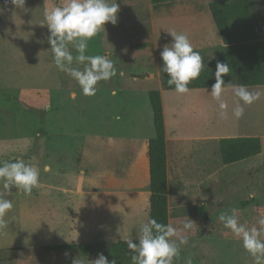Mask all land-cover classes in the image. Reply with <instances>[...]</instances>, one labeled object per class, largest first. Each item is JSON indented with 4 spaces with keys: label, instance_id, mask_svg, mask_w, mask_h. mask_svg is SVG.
Wrapping results in <instances>:
<instances>
[{
    "label": "rangeland",
    "instance_id": "rangeland-1",
    "mask_svg": "<svg viewBox=\"0 0 264 264\" xmlns=\"http://www.w3.org/2000/svg\"><path fill=\"white\" fill-rule=\"evenodd\" d=\"M221 1L163 0L155 7L152 0H116L120 6L117 24H106L105 31L89 41L88 54L107 55L118 75L99 82L94 96H85L74 79L56 68L48 43L49 30L42 26L45 6L60 5L62 0H26L23 10L15 8L10 0H0V161L23 159L40 170V184L31 194L15 187L5 192L0 185V194L13 203L4 217L7 226L0 230V264H72L76 258L88 264L100 253L110 262L132 264L128 248L117 257L114 246L97 250L95 245H88V250H75L67 256L56 247L76 241L74 201L96 210L94 193L82 197L74 194L82 188L94 192L87 179L94 175L96 136L104 130L102 115H108L111 130L112 114L117 111L113 103L134 96L146 118L142 132L149 128L154 132L148 94L158 91L162 84L154 77H161V52L173 41L168 32H182L189 39H221L210 11L211 3ZM253 13L264 43V0H255ZM196 51L207 67L189 87L215 82L217 62L228 63L221 46ZM223 79L225 84H237L231 69ZM248 89L259 93V99L243 105L240 119L232 115L237 98L231 88L223 97L229 106L226 118L219 116L215 102L216 136L245 129L264 144V86ZM216 178V213L210 220V232L197 239V232L205 227L200 229L201 220H192L195 224L185 234L194 240L183 245L184 251L173 264H187L189 258L192 264H254L242 241L223 226L219 216L237 208L240 222L247 227L264 216V149L259 156L227 166L217 146ZM185 221L172 219L177 228Z\"/></svg>",
    "mask_w": 264,
    "mask_h": 264
},
{
    "label": "crops",
    "instance_id": "crops-1",
    "mask_svg": "<svg viewBox=\"0 0 264 264\" xmlns=\"http://www.w3.org/2000/svg\"><path fill=\"white\" fill-rule=\"evenodd\" d=\"M190 40L194 50L215 45L225 49L222 39ZM154 78L162 82L158 91L162 96L166 130L169 221L174 218L201 220L200 229L205 227L206 230L198 231L195 237H205L216 213L217 146L220 147L222 139L252 137V134L244 129L238 134L216 136V100L210 98L211 88L179 94L163 89L162 72L161 77ZM119 101L113 103L117 111L112 114V129L108 128V115H102L104 130L96 136L94 175L93 179H87L94 192L82 188L74 194L78 197L95 194V211L86 203L73 202L76 206L73 240L75 237L76 245H95L97 250L126 243L128 239L138 243L139 225L150 218L149 147L155 128L154 132L150 128L142 132L146 118L136 97L128 95ZM147 112L150 122V109ZM183 234L188 241L194 240ZM183 251L181 245L180 252Z\"/></svg>",
    "mask_w": 264,
    "mask_h": 264
},
{
    "label": "clouds",
    "instance_id": "clouds-1",
    "mask_svg": "<svg viewBox=\"0 0 264 264\" xmlns=\"http://www.w3.org/2000/svg\"><path fill=\"white\" fill-rule=\"evenodd\" d=\"M17 9H25L26 0H10ZM120 6L116 0H62L60 5L44 8V20L49 30L48 43L56 68L74 79L85 96H94L101 81H109L118 75L114 62L107 55H89V41L101 31L105 25H116ZM168 34L173 38L170 45H165L161 52L163 61L162 71L168 74L167 85L179 94H187L189 84L200 77L207 67L199 51L194 47L188 35L172 30ZM230 72L228 63L217 62L215 82L211 91L207 89L220 109L219 116L227 117L228 103L224 100V93L232 89L237 98L232 108V115L236 119L244 116L243 105H251L259 99V93L249 91L243 84H225L224 76ZM123 76L124 72L119 71ZM48 166H45V171ZM40 184V170L23 159L15 161H0V185L5 192L15 187L31 194L33 188ZM13 208L11 200L0 194V230L7 226L4 219ZM219 220L223 226L242 241L243 248L250 254L254 264H264V216L257 218L256 225L247 227L240 222L239 210L230 209L229 213L221 214ZM195 223L191 219L183 222L177 228L172 221L158 222L149 218L142 222L137 230L138 243L133 239L126 241L131 252L132 264H173L179 258L180 246L187 245L188 239L183 234L190 231ZM115 242V241H113ZM68 255L67 253L65 254ZM72 264H84L76 258ZM88 264H116L111 262L103 253L98 258L88 261ZM187 264H192L189 258Z\"/></svg>",
    "mask_w": 264,
    "mask_h": 264
},
{
    "label": "trees",
    "instance_id": "trees-1",
    "mask_svg": "<svg viewBox=\"0 0 264 264\" xmlns=\"http://www.w3.org/2000/svg\"><path fill=\"white\" fill-rule=\"evenodd\" d=\"M155 7L163 0H152ZM255 0H223L210 4L219 35L225 45L226 58L238 84L250 87L264 86V43L258 32V19L253 13ZM145 47V45H142ZM163 63V61H162ZM163 89L167 85L166 73L162 71ZM214 83V82H213ZM213 83L203 82L191 89L211 88ZM149 100L153 110L155 137L150 141L151 164L150 218L161 223L169 222L168 174L166 130L160 91H150ZM263 140L258 137L225 138L220 141L221 159L224 165H232L263 153ZM63 253L86 251L88 245H62L56 247ZM127 243L113 247L115 256L122 255ZM93 253V250H90Z\"/></svg>",
    "mask_w": 264,
    "mask_h": 264
}]
</instances>
